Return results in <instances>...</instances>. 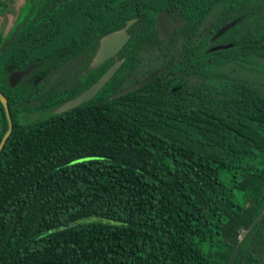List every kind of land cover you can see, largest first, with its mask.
<instances>
[{
  "label": "trees",
  "instance_id": "obj_1",
  "mask_svg": "<svg viewBox=\"0 0 264 264\" xmlns=\"http://www.w3.org/2000/svg\"><path fill=\"white\" fill-rule=\"evenodd\" d=\"M163 10L187 20L166 48ZM0 91V264H258L264 0H0Z\"/></svg>",
  "mask_w": 264,
  "mask_h": 264
},
{
  "label": "water",
  "instance_id": "obj_2",
  "mask_svg": "<svg viewBox=\"0 0 264 264\" xmlns=\"http://www.w3.org/2000/svg\"><path fill=\"white\" fill-rule=\"evenodd\" d=\"M134 22V19H130L128 21V25L122 29L112 31L106 35H104L101 38V43H100V49L98 52V55L96 57L95 63H101L107 58L114 56L122 47L123 45L128 41L129 39V34L127 33V27L130 26ZM187 22L186 19L183 20H176L175 17L167 10L160 11L157 14V28H158V35L159 38L165 41V47L166 48L171 41L174 31L176 28L183 26ZM237 23V20L231 21L227 23L226 25L222 26L212 37L211 41L216 40L218 37H220L226 30H228L230 27L234 26ZM182 41H180L181 44ZM231 44L227 45H218L214 46L212 49L216 50L222 47H229ZM123 59H120L116 61L102 76L101 78L94 83L90 88H88L86 91H84L82 94H80L78 97L73 99L72 101L64 104L60 110H67L71 107H75L82 103L83 101L90 100L93 98L99 90L111 79V77L116 73V71L119 69V67L122 65ZM37 67V64H32L29 67H27L24 70H14L12 71L10 75V83L11 85H16L18 84L21 79L27 75H29L35 68ZM15 66H12V69H14ZM167 69V62H165L160 68L152 72L150 75H148L146 78L141 80L140 82L131 85L125 89H122L112 95V98L121 96L131 90H134L145 83L149 82L151 79L154 77L158 76L159 74L163 73ZM0 99L5 105V108L7 110V113L9 115V104H8V99L6 95L0 91ZM13 127L12 121L9 116V130L6 133V135L3 138V141L0 145V150L3 147L8 134L11 132Z\"/></svg>",
  "mask_w": 264,
  "mask_h": 264
},
{
  "label": "rangeland",
  "instance_id": "obj_3",
  "mask_svg": "<svg viewBox=\"0 0 264 264\" xmlns=\"http://www.w3.org/2000/svg\"><path fill=\"white\" fill-rule=\"evenodd\" d=\"M22 1V0H19ZM262 165L258 164V163H254L252 164V170L254 171H260ZM244 177V174L240 175V179H242ZM253 247H255L256 249V255H258L260 257V260L258 261V264H264V237L262 238V240H260V242H255L251 244Z\"/></svg>",
  "mask_w": 264,
  "mask_h": 264
},
{
  "label": "flooded vegetation",
  "instance_id": "obj_4",
  "mask_svg": "<svg viewBox=\"0 0 264 264\" xmlns=\"http://www.w3.org/2000/svg\"><path fill=\"white\" fill-rule=\"evenodd\" d=\"M177 48H178V46H177ZM119 51H120V50H119ZM119 51H118V52H119ZM118 52H117V53H118ZM117 53H116V54H117ZM116 54H115V55H116ZM119 60H120V59H119Z\"/></svg>",
  "mask_w": 264,
  "mask_h": 264
}]
</instances>
